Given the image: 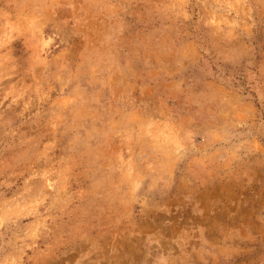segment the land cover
Wrapping results in <instances>:
<instances>
[{
  "label": "rangeland",
  "instance_id": "1",
  "mask_svg": "<svg viewBox=\"0 0 264 264\" xmlns=\"http://www.w3.org/2000/svg\"><path fill=\"white\" fill-rule=\"evenodd\" d=\"M0 264H264V0H0Z\"/></svg>",
  "mask_w": 264,
  "mask_h": 264
}]
</instances>
